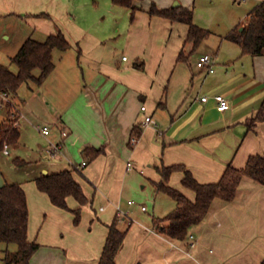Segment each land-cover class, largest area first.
<instances>
[{"label":"crops","instance_id":"1","mask_svg":"<svg viewBox=\"0 0 264 264\" xmlns=\"http://www.w3.org/2000/svg\"><path fill=\"white\" fill-rule=\"evenodd\" d=\"M226 1L240 5L246 0H219L220 10L230 13L225 16L230 33L243 28L251 10L264 0H256L244 21L240 15L234 19ZM78 2L0 0V37L14 41L11 52L4 53L0 45V62L5 56L11 60L38 29L46 37L61 31L71 43L55 60L46 81L36 84L37 88L29 86L32 96L22 100L25 113L16 100L19 94L14 97L26 121L29 114L46 122L42 128H50L49 143L64 144L59 159L68 164L59 159L49 162L42 174L88 162L82 172H75L89 198L78 225L74 213L56 207L47 194L29 184L37 177L21 185L30 210L29 240L40 245L30 264H99L108 227L117 216L128 228L118 264H262L264 185L244 177L237 198L232 202L216 199L185 247L156 230L155 218L168 215L176 203L157 193L153 183L161 180L157 167L162 164L185 165L199 182L209 184L220 181L229 165L242 169L251 156H264V121L253 130L248 125L264 101V55H244L235 44L234 55L225 57L219 46L208 53L216 58L215 71H203L191 57L179 60L183 51L192 50L186 41L188 25L149 13L152 6H183L193 10L196 25L208 29L219 11L217 0H143L136 3L134 19L131 10L112 0ZM122 39L126 55L121 59ZM216 94L229 99V110L218 111ZM204 96L209 97L207 102L201 100ZM8 114L6 107L0 109V127ZM146 116H151L149 124H145ZM20 127L22 131L21 120ZM135 128L142 129V134L133 145ZM63 132L68 133L65 139ZM49 148L43 154L53 157ZM87 148L103 152L91 160L85 154ZM136 175L152 187L146 194L154 198L152 214L145 203L125 201L135 196ZM183 177L181 172L174 173L170 185L194 200L195 194L182 185ZM68 204L73 210L80 207L74 197L68 198Z\"/></svg>","mask_w":264,"mask_h":264},{"label":"trees","instance_id":"2","mask_svg":"<svg viewBox=\"0 0 264 264\" xmlns=\"http://www.w3.org/2000/svg\"><path fill=\"white\" fill-rule=\"evenodd\" d=\"M113 4L127 8L132 12L134 19L137 2L143 0H112ZM151 16H158L172 22H179L188 25L189 32L187 43L192 44L189 54L183 51L179 57L180 61L190 59L201 44L211 36L208 29L195 24L193 10L183 6L170 9H159L152 6L149 10ZM228 41L238 45L244 55H264V1L255 6L247 22L240 30V26L232 30L225 37ZM71 48V43L66 35L59 31L57 34L49 35L44 42L29 38L22 45L18 53L11 59L17 67L12 71L8 66L0 64V91L6 93L12 100L18 96L22 86L29 81H34L41 86L55 69L54 52H66ZM39 71V76L36 72ZM6 109L12 111V106L7 105ZM264 121V101L257 115L248 123L249 130L259 122ZM3 123L0 127V152L4 146L9 147L18 144L21 140L20 125L9 126ZM142 129L135 128L133 137H140ZM103 150L87 148L86 156L94 160ZM22 165L23 161L17 160ZM161 180L153 185L157 193L165 194L173 199L176 207L163 218H155V228L158 232L174 240L180 245L189 247L193 230L201 226L211 209L213 202L220 199L225 202L234 201L239 193V187L244 177H250L264 185V156H251L244 168L238 169L229 165L220 181L216 183L203 184L199 182L193 172L185 165L157 167ZM75 168L64 170L59 173L42 174L35 179L38 189L47 194L51 203L58 208L70 211L75 214V224L81 222L82 206L89 203V198L81 183L76 179ZM184 174L182 185L185 189L195 194L191 200L180 190L170 185L174 173ZM74 197L80 204L77 209H71L68 198ZM30 210L27 193L24 188L16 183L0 187V264H30L34 254L39 250L37 242L29 240ZM123 219L119 216L109 225V234L100 257L99 264H118L117 257L123 248L128 228H123ZM3 245L8 246L3 249ZM10 245H17L16 251L9 249ZM264 264V260L263 263Z\"/></svg>","mask_w":264,"mask_h":264},{"label":"rangeland","instance_id":"3","mask_svg":"<svg viewBox=\"0 0 264 264\" xmlns=\"http://www.w3.org/2000/svg\"><path fill=\"white\" fill-rule=\"evenodd\" d=\"M77 2L79 0H76ZM86 1V0H80ZM88 1V0H87ZM79 3V2H78ZM216 7H219V11L215 14L213 17H211L212 27L208 28L209 31H211V36L206 39L201 46L199 47L197 53L191 57V62L195 63L197 65L198 60L201 56V54L205 53H212L214 51V48L221 47V51L224 54L225 57H231L234 55L235 50H237V46L230 42L226 41L225 37L231 30L230 27V21L226 20L225 16H229V11L226 12L220 10V2L217 0ZM226 3L230 4L228 8H231V13L233 14L234 19L237 17V15H240V18L242 21H244L246 18L244 17L248 10L251 9L253 5H255L256 0H246L242 1L240 5H231L230 1H226ZM209 16H211V13H209ZM218 16L217 19L214 20V18ZM244 17V18H243ZM208 18V17H207ZM247 20L243 23L245 25ZM24 28L28 30V27L25 25ZM207 28V27H206ZM230 29V30H229ZM42 29H38L36 34L33 33V38L44 42L47 37L43 36L41 33ZM1 38V37H0ZM122 44H124V40H121V43L119 45V48L121 50L120 52V58L124 55H126L125 52H122ZM222 44V45H221ZM0 45L3 46L4 53L11 52L13 49L14 41L13 42H6L4 39L0 41ZM62 53L60 51H56L54 54V58L56 61L61 57ZM4 56V55H3ZM14 57V56H13ZM0 62L1 64L8 66L12 71L16 72L17 67L11 62L8 56H5ZM198 67V66H197ZM204 71V70H203ZM39 71L36 72V76H39ZM29 86H34L37 88L36 83L34 81H29L28 83L24 84L21 91L19 92V97L16 98L18 103L20 104L21 110L25 113L24 108V101L22 100L27 99L28 97L32 96L31 89H29ZM35 88V89H36ZM17 106V105H16ZM2 109V108H0ZM5 109V107H4ZM2 113V112H1ZM27 114V113H26ZM28 118L26 121V118L21 119V126H22V140L19 145L16 147H12L10 150V155H5L4 152H0V187L4 183L12 184L16 183L19 185L26 184L29 181H32V179L39 177L42 175L41 169L43 166L48 165L49 162L57 161L60 158V154L54 155L53 157H47L43 154L44 148H46L50 143L48 142V139L46 136H43L39 130V127L42 128L46 122L43 121V119L40 121L38 118H35L29 114H27ZM25 117V116H24ZM20 116L16 114L13 110L10 111L8 114L7 119V125L16 126L15 124L19 123ZM29 120V121H28ZM50 125V124H49ZM23 161L22 165L17 162V160ZM61 160V159H59ZM64 164H68L66 160H61ZM50 169V168H49ZM136 179H134V192L135 196H128L125 201L127 203L128 199L131 198L135 200L138 203H145L150 208L149 214L153 213L154 210V198L152 197V194L150 197H147L146 194L152 190V187L150 184L144 181V179L141 177V175H136ZM28 184V183H27ZM29 184L35 186L37 188L36 183L30 182ZM147 186V188H143L144 186ZM8 246L3 245V249H6ZM9 249L11 251H16L18 249L17 245H10ZM0 257H3V253L0 254Z\"/></svg>","mask_w":264,"mask_h":264},{"label":"built area","instance_id":"4","mask_svg":"<svg viewBox=\"0 0 264 264\" xmlns=\"http://www.w3.org/2000/svg\"><path fill=\"white\" fill-rule=\"evenodd\" d=\"M123 60H127V57L125 56L123 58ZM197 66L199 69L201 70H206L209 73H213L215 71V66H216V58L214 55L212 54H202L198 60ZM201 100L203 102H207L209 100V97L204 96L201 98ZM214 100L217 104V109L220 112H226L227 110H229L231 108V102L229 101V99H227L225 96H223L222 94H216L214 96ZM7 105H11L13 111L18 114L20 116V120L24 118V116L22 115V113L19 111L18 107L16 106L14 100H12L6 93H3L2 91H0V108L6 107ZM142 110L145 112L146 111V107L143 106ZM19 120V123H20ZM151 121V116H146L145 118V124H149V122ZM16 125H20L18 124V122L16 123ZM40 132L44 135V136H48L49 135V131L50 128L49 127H44V128H40L39 127ZM62 137L63 139L68 137V133L67 132H63L62 133ZM65 141V140H64ZM139 141V139L133 138L132 139V143L133 145L137 144ZM9 146L5 145L4 146V154H9ZM64 151V144L62 142H51L50 143V148L48 150V154L51 155H57V154H63ZM88 162L87 161H83L80 165H76L74 164V168L79 171L82 172L83 169L87 166ZM129 167L132 168L133 164L129 163ZM130 204H135L134 201H130ZM143 211L147 210L146 206L142 207ZM193 238V236L191 237Z\"/></svg>","mask_w":264,"mask_h":264},{"label":"water","instance_id":"5","mask_svg":"<svg viewBox=\"0 0 264 264\" xmlns=\"http://www.w3.org/2000/svg\"><path fill=\"white\" fill-rule=\"evenodd\" d=\"M240 30H243V28H241Z\"/></svg>","mask_w":264,"mask_h":264}]
</instances>
